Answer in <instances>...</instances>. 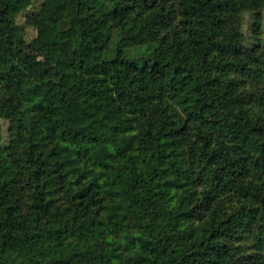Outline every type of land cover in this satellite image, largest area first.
Here are the masks:
<instances>
[{
    "label": "trees",
    "instance_id": "obj_1",
    "mask_svg": "<svg viewBox=\"0 0 264 264\" xmlns=\"http://www.w3.org/2000/svg\"><path fill=\"white\" fill-rule=\"evenodd\" d=\"M30 1L0 0V264H264V0H42L28 41Z\"/></svg>",
    "mask_w": 264,
    "mask_h": 264
},
{
    "label": "rangeland",
    "instance_id": "obj_2",
    "mask_svg": "<svg viewBox=\"0 0 264 264\" xmlns=\"http://www.w3.org/2000/svg\"><path fill=\"white\" fill-rule=\"evenodd\" d=\"M42 0H31L30 3L25 6L23 9L18 11L15 14L16 22L22 27L25 33L26 39L29 41L33 39L37 35L36 28L27 22L28 15L37 11L41 5ZM244 31L246 33L247 38H252L254 36V28L257 27L259 29V35L261 41L264 43V8L261 10V14H251L250 12H246L244 14ZM71 32L68 30H62L57 24L53 25L45 34L44 38L46 41L51 42H66L70 39ZM261 82L264 83V76L261 78ZM8 121L4 119H0V125L2 127V140L8 139L7 136V127Z\"/></svg>",
    "mask_w": 264,
    "mask_h": 264
}]
</instances>
